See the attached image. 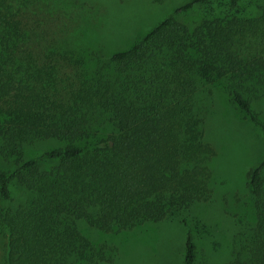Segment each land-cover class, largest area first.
<instances>
[{"label": "trees", "instance_id": "1", "mask_svg": "<svg viewBox=\"0 0 264 264\" xmlns=\"http://www.w3.org/2000/svg\"><path fill=\"white\" fill-rule=\"evenodd\" d=\"M60 2L0 0V199L23 191L0 207L3 264L111 263L119 247L91 232L180 215L183 264H198L213 88L264 134V0H189L110 54L79 20H51ZM42 141L54 144L27 154ZM245 176L254 219L233 231L225 264H264V155Z\"/></svg>", "mask_w": 264, "mask_h": 264}, {"label": "rangeland", "instance_id": "2", "mask_svg": "<svg viewBox=\"0 0 264 264\" xmlns=\"http://www.w3.org/2000/svg\"><path fill=\"white\" fill-rule=\"evenodd\" d=\"M60 1L58 8L53 4L51 20H79L84 25V32L94 34L95 41L105 46L101 48L110 54L131 45L158 21L189 0ZM42 6H38L37 11ZM45 10L43 17L47 19ZM90 13H95L91 15L95 19L90 18ZM195 15L181 12L178 17L188 20ZM88 24L93 26L89 27ZM207 105L210 113L205 126L206 137L217 150L213 162L212 195L209 202L196 207L192 214L204 224V228L203 225L197 227L196 222L194 224L198 264H225L233 231L237 230L239 224L250 223L254 219L245 175L264 155V134L229 101L220 86L213 88ZM53 144L38 142L26 148V151L32 155ZM0 167H7L1 156ZM11 195L10 201L0 199V207L15 205L23 199L22 189L15 185L12 186ZM182 217L185 216H178V221L144 224L119 234L97 231L90 234L95 238V243L106 240L119 247L118 258L106 264H183L186 228L180 221ZM83 226L80 223V227L85 228ZM4 253L5 240L0 232V264H3Z\"/></svg>", "mask_w": 264, "mask_h": 264}]
</instances>
